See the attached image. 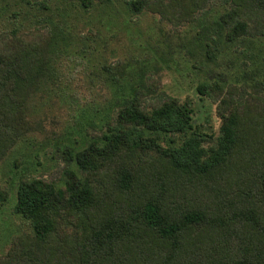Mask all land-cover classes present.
Segmentation results:
<instances>
[{
    "label": "trees",
    "instance_id": "16d2710c",
    "mask_svg": "<svg viewBox=\"0 0 264 264\" xmlns=\"http://www.w3.org/2000/svg\"><path fill=\"white\" fill-rule=\"evenodd\" d=\"M76 1L84 13L112 4ZM232 1L239 9L220 16L217 30L229 41L264 35V0ZM199 2L120 0L130 14L163 18L169 7L187 15L189 6L190 16ZM38 37L0 47V160L30 128L26 103L45 84L62 35L56 27ZM235 90L198 85L221 120L204 147L187 104L145 86L121 89L100 134L62 154L79 176L69 171L62 189L19 182L14 212L32 240L0 264H264V100H234Z\"/></svg>",
    "mask_w": 264,
    "mask_h": 264
},
{
    "label": "rangeland",
    "instance_id": "374dc122",
    "mask_svg": "<svg viewBox=\"0 0 264 264\" xmlns=\"http://www.w3.org/2000/svg\"><path fill=\"white\" fill-rule=\"evenodd\" d=\"M235 7L232 0H200L190 16L189 6L187 15L169 7L163 18L150 10L130 14L120 0L89 13L76 0H0V47L16 39L39 42L40 34L56 27L62 35L45 84L26 103L30 128L0 160L6 195L0 202V260L32 240L28 221L14 212L19 182L45 179L62 189L69 171L79 176L62 154L100 134L121 89L145 86L187 104L206 136L204 147L218 135L221 120L217 103L198 94V85L234 86V100L241 96L243 103L264 100V35L229 41L215 25Z\"/></svg>",
    "mask_w": 264,
    "mask_h": 264
}]
</instances>
